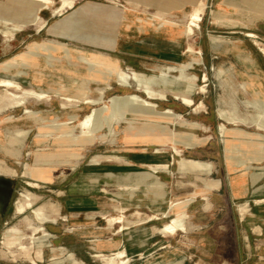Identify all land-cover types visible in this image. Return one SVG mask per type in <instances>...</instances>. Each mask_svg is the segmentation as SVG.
I'll list each match as a JSON object with an SVG mask.
<instances>
[{"label":"crops","instance_id":"1","mask_svg":"<svg viewBox=\"0 0 264 264\" xmlns=\"http://www.w3.org/2000/svg\"><path fill=\"white\" fill-rule=\"evenodd\" d=\"M246 6V0L218 1L214 14L221 12V17L211 15L209 24L227 36H218L222 40L207 38L205 59L222 82L232 87L240 84L243 90L264 99V61L245 44L247 34H253L259 42L264 41V14L259 10L251 11L256 18L249 23L246 10H250V6ZM96 7L86 2L76 10L75 17L83 18L78 19L80 23L92 20L102 24L100 6L98 10ZM120 15L113 11L105 15L104 24L109 31L100 26L95 28L96 23H79L87 30L93 27L88 35L80 38L109 51L106 58L118 69L136 66L138 71L144 72L151 66L178 64L184 59L194 68L199 65L194 63V58L202 60L192 56L188 51L190 47L183 50L181 36L168 42L158 39L159 34L154 32L152 36L156 35L157 39L152 42L158 44V49L151 48L149 39L140 36L146 35L148 30L143 26L141 30L135 28L132 18ZM63 22L51 26L48 35L66 37L60 28ZM104 31L107 36L96 39V35ZM169 36L177 35L173 31ZM94 73L91 68L80 70L60 65L52 67L45 79L34 73L30 83L36 90H62L73 96L71 92L90 89L98 83L93 81L96 80ZM24 102L21 107L24 114L33 119L32 123H37L39 117L26 109L27 101ZM193 104V107L181 103L167 105L165 107L173 111L164 109L158 112V118L145 117L140 125L126 122L122 135L110 140V151L106 153H91L89 143L96 135L86 138L79 131L74 134L69 127L71 124L59 128L48 126V131L41 136L37 127L30 126L21 144L8 142L11 154L35 131L38 135L32 137L31 143L36 149L44 144L40 138L47 139L55 132L59 133V140L68 143L59 144L54 152L47 154L53 157L49 165L35 166V157L33 165L46 170L45 179L24 177L27 180L24 185L39 194L46 193L47 200L57 210L54 220H48L36 210V221L50 225V235L43 233L42 237L46 238L39 242L38 248L49 244L50 236L55 240L60 234H73L79 239L78 248L83 245L89 259H98L99 264L102 258L103 264H114L115 260L110 257L116 253H123L129 264H264V143L245 141L243 134L233 131L224 134L221 146L216 137L210 135L209 125L201 121L207 112H196ZM166 110L180 119L162 114ZM4 112L6 110L0 114ZM61 115H56L53 122L71 117ZM216 118H219L218 113ZM68 119L59 123H67ZM72 152L79 157L66 156ZM181 160H186L185 169L180 166ZM182 215L185 216L184 232L173 235L163 232L171 218ZM110 216H122L124 221L107 224L106 218ZM29 228L33 234L42 230ZM24 240L21 232L10 227L3 233L1 247L9 250L22 245ZM65 262L80 264L70 253L63 261L53 260L52 264Z\"/></svg>","mask_w":264,"mask_h":264},{"label":"rangeland","instance_id":"2","mask_svg":"<svg viewBox=\"0 0 264 264\" xmlns=\"http://www.w3.org/2000/svg\"><path fill=\"white\" fill-rule=\"evenodd\" d=\"M62 1L52 0L48 8L39 11L37 14L38 19L35 20L28 13L38 9V5L30 4L24 0H0V81L8 80L19 85L20 89L9 90L11 93L34 91L49 96L47 100L42 101L25 99L27 101L25 104L26 109L39 117L37 123H32L33 119L24 114V108H20L16 112L9 109V106L17 101H12L5 88H0V110H6V112L0 114V242L4 231L10 227L17 229L25 236L22 245L9 250L3 249L2 244H0V263L2 264H52L53 260L54 262L63 261L68 253L72 254L80 264H99L98 259H89L88 255L85 254L83 245L78 248L80 246L79 239L73 234H60L58 239L55 240L50 239L52 238L50 236L48 238L49 244H44L40 248L32 243L33 238L42 237L44 232L50 233L49 224H40L34 218L36 210L48 220H54L53 214H57V210L47 200L46 193L39 194L38 191L23 183L24 181L27 182L25 176L45 179L44 173L46 170L35 166L49 165L53 157L47 154L54 152L59 144L65 143V141L57 138L59 133L55 132L51 133L47 139L40 138L39 141L44 144L36 149L32 146V137L38 135V133L39 136L45 134L48 131L46 127L55 121L54 117L56 115L61 117L62 113L65 116L76 117L74 123L69 127L73 128L74 134H77V122L93 108L90 105H82V102L86 99H100L101 104L97 107L108 103V100L113 96L122 97L135 94L145 99L142 82L150 83V90L155 95L162 94L165 97L163 101L150 100L156 105L154 109L156 115H148V113L142 111L131 112L125 118L113 122L110 132L104 129L98 133L93 142L89 143L91 144V153L109 152L110 140L120 138L126 122L133 121L136 125H140L145 122V117L157 118L158 112L171 109L165 106L181 103L175 99L176 96L191 99L197 107L196 112H207L208 115H204L201 121L209 125L210 135L213 138L216 137L221 146L225 138L221 137L220 132L227 134L233 131L243 134L245 141L254 144L264 143V126L257 125L258 115L264 113V99L259 95L243 90V86L240 84L232 87L233 85L222 82L216 77L215 68L211 64H206L207 38L212 37L222 40L218 36H227L218 32L221 31L220 29L214 30L209 24L211 15L221 17V12L217 11L214 14L219 0H201L206 7L199 28H193V35L191 36H187L186 27L190 21L189 15L198 0H76L60 11L63 5ZM86 2L100 6L101 16H103L102 24L85 20L86 24L96 23L95 28L100 26L102 29L109 31L107 24L106 26L104 24L106 23L104 18L108 12H118V14H121L120 17L128 15L135 23V28L141 30V26H143L146 31L148 30V33H145L146 35L142 34L140 36L149 39L151 43H148V45H151V48L158 49V46H156L158 44L152 42L153 39H157V34H159L158 39H165L168 42L169 40L180 39L181 36L183 50H187L189 47L194 49L195 54L192 56H197L202 60L194 58V63L199 64L194 68H191L192 64H189V60L184 59L183 62L178 64L166 63L160 66H151L149 71L144 72L138 71L136 66L130 69L123 66L122 69H118L117 66L111 65L109 59L106 58V55L110 54L109 51L104 50L103 47H95L93 44L85 42L84 38H80L88 35L90 28L93 29V27L88 26V30L85 26L80 27L78 19L82 17H75L76 10ZM246 3V7L250 6V10H246L247 22L252 23L256 18L251 11L259 10L264 14L263 0H246ZM73 7L74 9H72ZM98 7H96L97 10ZM58 11L59 13L56 14ZM62 20L64 22L60 25V28L62 35L66 37L48 35L49 28ZM85 22L80 24L84 25ZM40 27H42L41 30L45 28L44 31L39 30ZM5 28L13 32L12 36L3 34ZM173 31L176 32V37L169 36ZM153 33L156 34L154 38ZM100 36L107 35L104 31L99 35L97 34L96 39H99ZM137 37V34L134 35L135 40ZM245 44L248 50L250 48L254 49L255 54H259L264 61V52L260 51V48H264V41L259 42L257 39L247 38ZM252 44H255V47ZM198 51H200V54ZM89 53L94 54L89 55ZM49 55L52 58L50 61L48 59ZM81 58L92 63L95 61L94 64L97 66L92 70L96 71L94 73L96 80L93 81L98 83L90 86V89L74 91L71 92L74 95L69 96L64 94L65 92L62 90H36L31 85V75L35 73L45 79L48 73L51 72L52 67L64 65L69 68L90 70L89 65L80 61ZM107 68L115 69L122 76L128 77L131 83L130 87H120L114 75L106 79ZM133 78L136 79L137 83L132 80ZM138 82L141 86H138ZM61 97L77 99L80 103L62 101ZM108 113L109 111L105 115ZM217 113L218 116L224 114L226 118H216ZM178 117L173 119H180ZM67 119L60 118L58 121L65 122ZM30 126L37 127L38 133L35 131L30 139L23 144L24 146L17 148V152L11 154L8 150H11L12 147L8 142L11 145H18L20 141L22 142V131L18 130H29ZM39 129L43 130L39 131ZM48 141L49 143H47ZM66 156L68 158L79 157L78 154L73 152L66 154ZM177 160L180 159L177 158ZM186 164V160L180 161V166L184 169ZM152 169L156 170V168ZM31 186L34 187L35 185L31 184ZM34 193L39 197L42 195V197H35ZM29 208L32 209V213ZM182 216L185 221V216ZM111 218L120 219L121 223L124 221L122 216H110L106 218L107 224H115L109 221ZM170 222L171 219L166 224H170ZM29 227L41 228L42 230L33 234V230ZM184 231L185 225L184 230L179 232ZM113 257H110V259L115 260ZM123 259L126 260L124 254ZM92 260L94 263H92ZM101 261L103 264L104 258ZM114 264H118V261L115 260Z\"/></svg>","mask_w":264,"mask_h":264},{"label":"bare ground","instance_id":"3","mask_svg":"<svg viewBox=\"0 0 264 264\" xmlns=\"http://www.w3.org/2000/svg\"><path fill=\"white\" fill-rule=\"evenodd\" d=\"M24 1L28 2L30 4H36L39 6L38 9L32 10L28 13L29 15L33 16V18L35 20L38 19L37 14L39 13V11H41L42 9L48 8L52 3V0H24ZM75 1L76 0H63L62 1L63 5H62V8L60 9V11L63 8L70 6ZM205 7L206 6H205V3L203 1H201V0L196 1L195 5L193 6V10L189 15L190 21L186 27L187 28V30H186L187 36L193 35V28H196V29L199 28V23L202 20V16L204 14ZM58 13H59V11L56 14H58ZM41 29H42V27L39 28V30H41ZM12 33L13 32L7 28H5L3 31V34L5 36H12ZM246 37L249 39H256V37L253 34H247ZM188 51L192 54H195L194 49L189 48ZM260 51L264 52V48H260ZM199 52L200 51H198V53ZM48 59H49V61L52 59L50 55L48 56ZM80 61L82 63L89 65L91 69H94L95 67H97L94 63L89 62L86 59L81 58ZM106 71H108V74L106 75V79L110 78L111 75H114L115 76L114 78L120 87H123V88H129L130 87L131 83L129 82L128 77L122 76L115 69L112 70V69L107 68ZM132 80L137 83L135 78H133ZM134 82H133V84H134ZM142 85H143V94L146 97L145 99L138 96V95H135V94H129V95H125L122 97L113 96L108 100V103H106L107 105L104 104L100 107H97L101 104L100 99H98V100L86 99L85 101H83L82 102L83 104L90 105L93 108L91 109V111L87 115H85L81 120H79L77 122L76 128L79 131V133L82 134V136H84L86 138H93L95 135H97L98 133H100L104 129H107L110 132L112 130L111 128H112L113 122H115L121 118H125L126 116L129 115V113L135 112V111H142L144 113H148V115H156V113L154 111V109L156 108V105L154 103H152L150 100L163 101L165 97L162 94L155 95V93L150 90V85H151L150 83L142 82ZM138 86H141V84L139 82H138ZM0 88H5V91L8 93V96L11 97V100L17 101L15 103H12L9 106V109H12V110L13 109H19L22 106H24V101L26 98L42 101V100H47L49 97L45 93H41V92L37 93L34 91H21L19 93H11V92H9V90H19L20 87L18 84L13 83V82L8 81V80L0 81ZM156 96H158V97H156ZM61 99L66 101V102H69V103H80L79 100L68 98V97H61ZM175 99L180 101L181 104H183L187 107H193V105H194L193 101L191 99L186 98V97H177L176 96ZM108 111H109V113L107 115H105L106 112H108ZM0 112H1V110H0ZM26 113L28 114L30 112L26 110ZM162 114H164L168 118H177V116L170 110H166ZM158 117H159V114L157 115V118ZM219 117L220 118H226L224 114H219ZM75 118L76 117H73V116L69 117L67 123L53 122V123H51L50 127L59 128V127L65 126L66 124L67 125L72 124L73 120H75ZM178 118H180V117H178ZM257 125L258 126H264V113H260L258 115ZM28 131L29 130H24L21 132L22 133L21 134L22 140H23L24 136H26ZM220 135H221V137H223L224 133L220 132ZM18 144H21V141ZM187 146H190V144H187ZM173 152L175 155H177V156L179 155V152L176 149H173ZM25 199H27V198H25ZM29 210L32 213V211H31L32 209L29 208ZM35 216H38V215L35 213ZM109 221L114 222L115 224L121 223L120 219H112L111 218V219H109ZM183 230H184L183 216L171 218L170 224H166L164 226V229H163L164 232L170 233V234H173L174 232H178V231H183ZM44 238H46V236L40 237V238H33L32 243L34 245H36V247H38L39 242H41V240ZM0 244H2V239H1ZM113 258L118 261V264H129V261L127 259L126 260L123 259V253H116ZM108 264H112V263H108Z\"/></svg>","mask_w":264,"mask_h":264}]
</instances>
